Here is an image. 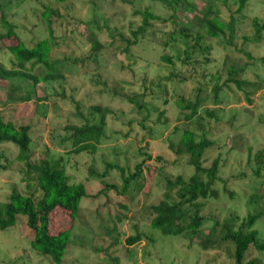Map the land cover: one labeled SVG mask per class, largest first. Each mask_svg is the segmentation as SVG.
I'll use <instances>...</instances> for the list:
<instances>
[{
	"label": "rangeland",
	"instance_id": "obj_1",
	"mask_svg": "<svg viewBox=\"0 0 264 264\" xmlns=\"http://www.w3.org/2000/svg\"><path fill=\"white\" fill-rule=\"evenodd\" d=\"M193 7L211 4L219 8L220 17L234 20L236 37L229 44L226 35L206 38L209 52L204 55L208 64L195 66L190 78L180 82L171 73L185 69L181 64L183 46L180 43L164 44L165 34L174 31L170 22H153L151 28L127 52L119 38H129L130 32L140 24L134 9H148L162 18L171 14L160 3L151 0H0L7 19L22 38L31 45L49 36L48 25L53 30L51 58L64 78L50 83L41 82L35 87L29 81H14L20 88L11 90L0 102V111L7 119L30 125L31 159L49 154L59 159L72 182L86 185L89 193L101 189V182L122 184L120 173L107 168V163L123 167L125 175L135 173L140 165L144 179L142 189L117 193L105 189L95 199H83L72 233L71 243L61 264H230L228 253L220 247L207 244L209 230L214 221L220 224L231 216L240 221L247 213L264 206V192L259 188L264 182L263 170L257 176L256 155L264 150V64L254 61L264 57V31L256 39L251 19L264 21V0H251L237 13L236 0H188ZM53 11L45 16L46 9ZM50 13V12H49ZM194 13L182 12L183 23ZM189 29L197 31L190 24ZM204 33V32H201ZM102 44L97 58L91 56V38ZM192 42L195 40L190 38ZM0 43V64L12 66V56ZM242 50L255 58L248 59ZM168 56L174 65L161 57ZM201 61V59H198ZM247 64L243 79L254 86L242 91L227 81L228 65L240 67ZM191 71V68H190ZM39 75L37 68L32 71ZM226 82V83H225ZM225 83V84H224ZM214 86L219 89L215 94ZM3 93L8 85L1 87ZM33 90L29 100L21 97ZM244 90L251 92L247 102ZM4 95V94H2ZM6 96V95H5ZM129 99L145 100L149 104L146 114ZM199 102L195 116L187 118L190 110L181 108L188 100ZM44 105V114L34 110V103ZM98 105L109 109L105 127L94 152L68 153L72 124H81L91 107ZM188 126L205 134L213 144L206 152V163L219 159L216 181L217 195L206 200L199 215L206 217L196 232L185 231L174 238H164L150 228L151 213L145 207L162 199L164 181L176 175L188 177L192 169L184 157L176 156L169 148L175 144L182 128ZM9 160H0V201L7 200L12 189L29 193L23 180V164L14 160L11 145H0ZM153 169V172H148ZM89 169L107 175L101 180L89 175ZM153 180L146 182V177ZM254 196L258 198L253 200ZM255 227L264 237V217ZM152 234L155 241L142 240L129 245L127 237L136 231ZM217 237L212 234L210 241ZM32 231L26 218L19 216L10 229L0 230V264H55L49 256L41 255L30 247ZM260 239V240H261ZM118 240V242H116ZM248 260L258 259L264 264V251L252 247Z\"/></svg>",
	"mask_w": 264,
	"mask_h": 264
},
{
	"label": "trees",
	"instance_id": "obj_2",
	"mask_svg": "<svg viewBox=\"0 0 264 264\" xmlns=\"http://www.w3.org/2000/svg\"><path fill=\"white\" fill-rule=\"evenodd\" d=\"M63 3L68 0H55ZM160 3L171 12L169 17L162 18L148 9H134L133 14L140 17V24L130 32V37L125 38L119 34V38L124 42L123 52H127L132 45L145 35L151 28L153 22H170L175 26L174 31L166 33L164 44L180 43L183 46L181 64L185 69L179 72L171 73L177 77L180 82L190 78V74L195 72V66L200 62L208 64L209 59L204 56L210 46L206 45V38H218L222 34L228 38V43L232 44L236 37V27L234 20L225 21L220 17L219 8L211 9V4L193 7L188 0H151ZM225 4L227 0H221ZM251 0H236L237 13L247 6ZM190 10L193 16L190 21L179 27L183 23L182 12ZM50 12V13H49ZM53 11L49 8L44 13L50 16ZM197 27V31H192L189 26ZM251 25L254 29L255 38L261 37L264 31V21L260 23L258 17L251 19ZM49 36L35 41L31 45L26 44L18 34L15 25L9 21L0 5V43L9 41L5 48L12 56V66L6 68L0 64V102L8 97L11 90L19 91L18 86L13 85L14 81H29L31 86L44 82L50 83L54 80L64 78L63 73L57 67L56 61L51 58L53 47V30L51 23L48 25ZM204 32V33H201ZM190 38L195 41L192 42ZM91 44V56L96 57L102 44L97 38L89 40ZM242 53L248 59L253 58L250 53L242 50ZM167 63L174 65L173 60L168 56L161 57ZM198 59H201L199 61ZM264 64V57L256 58ZM34 68L40 72L34 74ZM191 68V71H190ZM247 64L240 67L228 65L227 81L231 82L239 90L253 87V90L259 88L243 79V72ZM226 83V82H225ZM224 83V84H225ZM3 84L8 85V91L3 93L1 88ZM218 86H214L213 92L216 94ZM33 90H28L21 97L23 100H29ZM4 94V95H2ZM251 92L244 90L247 102H251L249 95ZM6 95V96H5ZM138 109V113L146 114L142 120L146 121L149 115V104L145 100L129 99ZM3 103V102H1ZM199 102L188 100L181 108H187L190 113L187 118L196 115ZM44 105L34 103V110L44 114ZM109 109L95 105L88 111V116L94 120L86 119L84 123L69 125L71 132L66 136L71 142L68 153L79 154L82 152H94L100 142L103 130L106 124L105 116ZM31 134L30 125L26 122L16 123L12 119H7L0 111V145L8 144L14 149V160L23 164V180L27 181L28 187L35 185L33 192L24 193L12 189L7 200L0 201V230L5 231L14 226L19 216L26 218V224L32 231V238L29 241L30 247L41 255L49 256L53 263L61 264L62 259L71 243V233L78 216L80 204L83 199H95L105 189L114 190L117 193H124L127 190L142 189L144 179L141 176L140 165H137L135 173H128L126 170L114 163H107V168L116 169L122 179V184L118 187L115 184H106L101 182V189L95 194L88 192L86 185L81 182H72L67 173L64 164L59 159L50 157L47 153L41 155L36 160L31 159ZM213 142L205 134H199L188 126L182 128L179 139L175 144L170 143L168 148L178 157H184L188 167L192 172L188 177L176 175L174 179L167 178L164 181L162 199L155 204L145 207L146 212H150L152 217L149 221L150 228L157 231L164 238H174L182 235L185 231L196 232L207 221L206 217L199 215L204 207L206 200L217 195L215 188L219 174V159L215 158L210 165L206 163V152L212 146ZM5 151H0V160L7 159ZM9 160V158L7 159ZM257 168L254 173L259 176L260 171L264 172V150L256 155ZM153 169L148 168V172ZM107 171L101 174L94 173L89 169V175L97 179H103ZM146 177V182L153 180ZM264 177V173H263ZM264 192V182L259 188ZM253 200L258 197L254 196ZM264 217V206H258L255 212L247 213L240 221L238 217L231 216L229 220L221 224L214 221L209 233L207 234V244L223 248L229 255L230 264H261L260 260H248L247 254L252 247L259 252L264 251V237L261 239L259 231L255 227L258 220ZM212 234L217 237L209 240ZM261 239V240H260ZM142 240L148 242L155 241V237L150 234L136 231L134 235L127 237L126 242L129 245ZM118 242V240H116Z\"/></svg>",
	"mask_w": 264,
	"mask_h": 264
}]
</instances>
